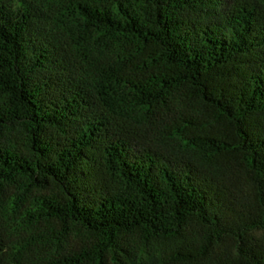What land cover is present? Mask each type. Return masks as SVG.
I'll use <instances>...</instances> for the list:
<instances>
[{
	"label": "trees",
	"instance_id": "trees-1",
	"mask_svg": "<svg viewBox=\"0 0 264 264\" xmlns=\"http://www.w3.org/2000/svg\"><path fill=\"white\" fill-rule=\"evenodd\" d=\"M0 264H264V0H0Z\"/></svg>",
	"mask_w": 264,
	"mask_h": 264
}]
</instances>
